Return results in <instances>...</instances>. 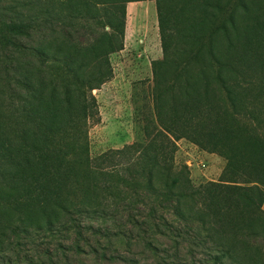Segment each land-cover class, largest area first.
<instances>
[{"label":"trees","instance_id":"obj_1","mask_svg":"<svg viewBox=\"0 0 264 264\" xmlns=\"http://www.w3.org/2000/svg\"><path fill=\"white\" fill-rule=\"evenodd\" d=\"M133 1L48 0L1 34L0 245L20 224L68 225L63 218L97 212L131 185L126 204L163 206L164 197L183 220L196 216L217 259L264 264L249 240L264 234V0H155L158 126L147 127V144L92 157L89 129L100 119L93 90L113 76L110 55L124 47ZM64 17L76 32L88 26L91 38L60 33ZM180 139L226 159L220 181L192 188L186 166L175 169Z\"/></svg>","mask_w":264,"mask_h":264},{"label":"rangeland","instance_id":"obj_2","mask_svg":"<svg viewBox=\"0 0 264 264\" xmlns=\"http://www.w3.org/2000/svg\"><path fill=\"white\" fill-rule=\"evenodd\" d=\"M44 1L48 0H0V36L12 35L8 25L27 20L35 6ZM59 4H51L52 13L58 11ZM69 22L64 17L60 33L69 29L78 40L91 38L88 26L76 32ZM20 39L29 42L24 34ZM162 56L156 1L129 2L124 47L110 55L113 76L93 90L100 119L94 120L89 129L92 157L134 142H149L147 127L158 126L152 63ZM176 144L175 169L186 166L192 188L220 181L226 165L223 156L187 139ZM125 166L119 171L128 177L130 169ZM125 187L120 197H109L99 211L63 218L68 225L38 230L20 224L8 230L0 245V264H232L229 257L216 258L217 245L196 216L183 220L174 203L164 197L163 206L159 201L126 204L135 194L131 185ZM146 199L152 200L148 196ZM249 240L261 248L264 262V234Z\"/></svg>","mask_w":264,"mask_h":264}]
</instances>
